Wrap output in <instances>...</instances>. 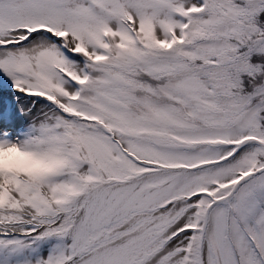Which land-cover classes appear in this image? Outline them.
<instances>
[{
  "label": "snow or ice",
  "instance_id": "obj_1",
  "mask_svg": "<svg viewBox=\"0 0 264 264\" xmlns=\"http://www.w3.org/2000/svg\"><path fill=\"white\" fill-rule=\"evenodd\" d=\"M0 264H264V0H0Z\"/></svg>",
  "mask_w": 264,
  "mask_h": 264
}]
</instances>
